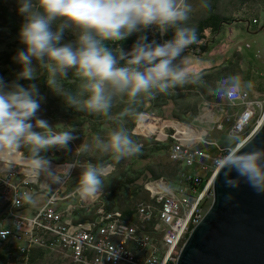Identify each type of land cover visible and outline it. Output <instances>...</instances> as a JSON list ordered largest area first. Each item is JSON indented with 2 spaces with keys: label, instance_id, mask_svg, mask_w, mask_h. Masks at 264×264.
<instances>
[{
  "label": "clouds",
  "instance_id": "clouds-1",
  "mask_svg": "<svg viewBox=\"0 0 264 264\" xmlns=\"http://www.w3.org/2000/svg\"><path fill=\"white\" fill-rule=\"evenodd\" d=\"M19 4L25 18L19 39L25 49L13 58L22 66L16 80L9 84L0 77V155L11 157L26 148V159L34 173L46 174L55 184H62L80 166L79 161L54 167L42 153L71 151L70 143L79 137L75 128L54 132L47 120L38 118L43 100L39 88L35 83L24 87L20 80H36L37 69H46L47 86L68 107L113 120L116 128L107 139L94 136L93 146L119 161L141 151L125 126L126 118L142 116L138 109L147 100L176 88L198 85L203 79L188 70L184 55L186 49L199 43L197 29L188 26L192 12L188 0H19ZM201 6L209 8L208 0ZM149 31L162 38L169 32L173 35L158 42L149 40ZM68 32L74 39L65 41ZM133 35L136 42L125 51L120 42ZM69 72L79 81L75 91L64 87ZM226 79L224 87L209 89V94L231 101L245 88H254L252 81L242 80L239 74ZM117 103L125 106L113 117ZM242 139L231 134L225 138L226 154L218 161L224 170V184L236 188L238 179L243 178L257 191H264V152L240 151L233 155L232 150ZM58 169H64L65 175L61 176ZM106 174L102 164L83 167L77 184L81 200L101 194ZM21 201L30 203L32 197L17 193L12 198L15 207ZM109 258H118L117 252Z\"/></svg>",
  "mask_w": 264,
  "mask_h": 264
},
{
  "label": "built area",
  "instance_id": "built-area-1",
  "mask_svg": "<svg viewBox=\"0 0 264 264\" xmlns=\"http://www.w3.org/2000/svg\"><path fill=\"white\" fill-rule=\"evenodd\" d=\"M223 99L228 107L242 105L231 115L226 117L228 112H223V119H216L218 130L222 131L225 123L230 122L229 133L243 138L238 148L257 130L258 127L246 137V128L261 115L262 101L252 99L246 91L237 93L231 101ZM142 116V127H154L156 130L150 135L168 143L169 160L178 169L170 180L161 176L145 182L150 201L137 205L132 218L122 210L108 209V204L100 200L101 194L95 199L81 200L77 186L71 187L77 172L89 163L94 164L89 160L83 163L81 151L72 158L65 156L69 151L62 155L65 157L57 150L42 153L54 167L79 161L80 166L62 184L53 183L44 173H34L26 159L29 154L20 149L15 153L12 161L28 167L32 174L28 177L9 172L0 178V248L12 250L0 264H28L29 255L38 250H62L79 264H176L187 237L209 209H205V202L214 198L213 182L222 167L218 161L225 156V148L211 136L212 130L207 137L193 121L166 120L150 112ZM211 146L217 147L213 154L205 151ZM104 167L106 176L114 170L110 164ZM58 173L65 175L64 169H58ZM17 193L30 195L32 201H21L15 207L12 198ZM42 196L46 197L43 204L38 202ZM75 200L77 204L73 203ZM50 202L54 204L50 206ZM22 222L27 226L23 227ZM36 243L40 244L38 249L34 248ZM19 248L22 254L17 257ZM113 252H117L118 258H109Z\"/></svg>",
  "mask_w": 264,
  "mask_h": 264
},
{
  "label": "rangeland",
  "instance_id": "rangeland-1",
  "mask_svg": "<svg viewBox=\"0 0 264 264\" xmlns=\"http://www.w3.org/2000/svg\"><path fill=\"white\" fill-rule=\"evenodd\" d=\"M17 5L20 6L19 0H13ZM209 2H212L213 0H208ZM218 6L219 8L221 5L222 11L226 13H231V15L236 19V22H233L232 25L226 26L222 33L217 36L218 43L214 44V47L210 50L208 55L206 54H200L195 55L193 52H188L192 50L186 49L185 51V56L188 59V64L187 68L190 72L192 73H199L201 76H204L202 74L207 73V72H215L217 69L225 68L230 65V62H234V72L233 74H239V75H249V81H252L254 84V88L252 90L244 89L243 91H246L249 93L252 99L254 100H260L261 107L259 109V113L261 114L260 117L258 118L257 122H251V124L246 128V131L248 130V134L246 137H249L250 134L254 132V130L258 127L259 125V120L264 114V8L263 10V16L260 17L259 23L257 24L253 23L252 24H257L255 26L251 25L248 21L243 20L242 17H244V12L249 11L252 9V6H264V0H255L253 2L247 3L246 7H243V5H240L241 2L239 0H219ZM188 2L192 6V12L190 14V19L188 21V26L194 27L198 19L200 18V12H202L203 7L201 6L203 0H188ZM233 4V5H232ZM232 5V6H231ZM221 10V9H220ZM205 10H203V13ZM262 27L259 31L257 28ZM155 35H159L158 33ZM67 36L68 33L65 34V41H67ZM216 40V39H214ZM246 45H250V48H247ZM20 48L23 50L25 49V45H23L20 42L19 37L18 38H10L7 41L0 43V54L6 51H17ZM258 54V55H257ZM34 64L36 63L35 61L33 62ZM14 67V69H13ZM3 70L7 71L8 75L3 74ZM22 70V66L15 62L13 66H4L0 67V77L3 78V80L6 83H11L16 80L17 73H19ZM37 74L38 78L33 81H28V80H20L19 83L23 85L24 87H27L31 83L37 84L40 95L43 97V100L41 101V107L39 112L37 113L38 118L45 119L48 121V123L52 126V131H62L66 130L67 128H75L76 133L79 138L76 139V144L72 145H79L81 149L77 146H71L73 150L69 151V154L65 156H70L71 158L76 155L75 152L81 151V159L82 162L85 163L86 161H92L94 164L98 161H102L104 164H110L114 167V170L111 172L110 175H107L104 177V181H110L113 180L114 178L119 177L118 173V161L115 160V163H111L110 160H108L106 157L109 155L107 154L104 157L105 153H102L100 151H97L95 147L93 146V137L96 135H99L102 139H107L109 133L116 128V124L113 122V120H109L107 118V123L106 125L99 124L98 122H95L94 116L97 115H89L85 112H77L74 109L68 107L66 103L63 102V99L56 95L46 84V78H47V71L46 69L43 68H38L37 69ZM72 75V73H71ZM70 75V76H71ZM11 78V79H10ZM67 80H65L63 83L65 84ZM70 86L72 88H77L79 81L76 79H69ZM227 83V80L223 81L222 83H219L218 85L220 87H224ZM217 85V86H218ZM216 86V87H217ZM262 86L263 90H260V87ZM65 87V85H64ZM215 95V94H214ZM215 102H218L220 104H213L212 102L208 101V97H202L200 98L201 100V105H200V112L194 117V119H189L191 117L186 116L187 119H189L188 122L193 121L194 123L198 124L199 130L203 133H207V137L210 134V131L212 130L211 136L213 135L214 138L218 139L217 142L222 145V147L225 148V138L231 130V123H225L224 128L222 131L218 130L219 128L216 127L217 124V117L220 119H223V112H228L225 113V116L231 115L232 112L238 110V108H242V105H240L238 108L235 107H228L226 102L224 101L223 98H220L215 95L213 98ZM212 99V100H213ZM210 104L213 105L210 107ZM124 104L122 103H117L116 106L113 107L112 109V115L115 117L117 114V108L119 106H123ZM209 105V107H206ZM144 108V112L142 113H154L159 115V111L164 115V118L166 120H177L174 119L173 114H174V107L172 103H168L167 105L163 106L160 110V107H155L152 106L150 107L149 105H142ZM225 106V107H223ZM215 107V109H214ZM222 107V108H221ZM159 108V111L158 109ZM208 108V109H206ZM225 108V109H223ZM223 110V111H222ZM208 111L211 113L210 116H208ZM93 116V117H92ZM103 120L106 117L100 116ZM141 116L138 117H128L125 119V126L127 129H129V125L132 121H135L136 124L132 130V134L135 135V131H139L138 122L140 120ZM143 119V116L141 117V120ZM236 119V118H235ZM239 119V117H238ZM237 119V120H238ZM233 120V118H232ZM231 120V121H232ZM236 120V121H237ZM102 122V121H100ZM234 122V121H233ZM98 126H101V128H98ZM137 129V130H136ZM145 133L144 135L140 134L136 136H139L141 138L147 139V140H157L156 135H151V133H154L156 129H149V127L144 128ZM150 130H152L150 132ZM105 135V138H104ZM149 135V136H147ZM235 137V136H233ZM239 137V136H236ZM90 140V142H89ZM242 141V140H241ZM241 143V142H240ZM166 144V143H165ZM216 146H211L208 150L209 153L213 154L216 152ZM86 149V150H82ZM236 148H234L232 151H235ZM21 151H23L24 154H26L28 151L26 148H21ZM54 151H56L54 149ZM61 153V157L65 154L66 151L63 150H57ZM168 152V151H167ZM163 152V150L154 153L151 157L145 158L143 157L138 163H134L131 167L133 170H144L148 166H155V165H163L167 167V172L164 177L169 178L170 180V173H174L177 171L178 166L177 164H174L169 161L168 159V153ZM29 154V153H27ZM46 154V153H44ZM73 154V155H72ZM139 155V154H138ZM56 158V157H55ZM65 160L68 158H64ZM133 162L131 161V157L126 158L123 166V169L125 172H128L125 169V165ZM103 164V165H104ZM82 170V169H81ZM79 174L80 171L77 172V175L74 177L71 187H75L78 184L79 180ZM204 174V173H203ZM151 175L149 173H146L145 175H142L141 178L135 183V185H142L145 183L146 180H150ZM78 178V179H75ZM152 179V178H151ZM105 184V182H104ZM103 194V196H102ZM104 189L101 192V198L103 197L104 199ZM126 195V194H122ZM46 200L45 196L39 197L38 202L42 203ZM105 200L108 202L107 204L111 203L109 197L105 198ZM122 202L128 206V202H125L124 199H122ZM213 202V198L209 197L208 200L205 202V209H208ZM74 204H77V201H73ZM36 204V203H35ZM33 204V205H35ZM61 204V203H60ZM119 210H125L124 208H116ZM71 262L69 260L63 259L62 257H58L55 254L48 253L46 254V257L44 259L43 264H70ZM73 264V263H71Z\"/></svg>",
  "mask_w": 264,
  "mask_h": 264
},
{
  "label": "trees",
  "instance_id": "trees-1",
  "mask_svg": "<svg viewBox=\"0 0 264 264\" xmlns=\"http://www.w3.org/2000/svg\"><path fill=\"white\" fill-rule=\"evenodd\" d=\"M241 2L240 5H243V7L247 6V3L253 2L255 0H239ZM262 2L261 0H259ZM219 0H213L212 2H209L210 7L209 8H203L202 12H200V18L195 24V28L197 29L198 33V38H199V43L194 44L188 48V52H193L195 55L200 54H206L208 55L213 47L214 44L218 43L220 41L217 39V36H219L223 29L228 26L232 25L233 22H236V19L231 15V13H226L222 11L223 5L219 8ZM233 5V4H232ZM231 5V6H232ZM19 5L15 3L13 0H0V43H3L7 41L10 38H18L19 37V31L21 28V25L24 23V16L20 14L19 12ZM252 9L249 11L244 12V17H242L243 20L248 21L251 25L255 26L259 23L260 17L263 16V10L264 6H252ZM221 9V10H220ZM203 10L205 12L203 13ZM256 20L257 24H252L253 21ZM264 27V26H262ZM257 28L258 31L262 28ZM173 33L169 32L167 36L165 37H160L159 35L153 34V32L149 31L148 33V38L149 40L156 39L158 42H162L163 39H170L172 37ZM67 41L74 39V36L68 32L67 36ZM137 36L133 35L132 37H129L126 41L120 42L121 46L125 51H130L132 48L133 43L136 42ZM216 39V40H214ZM110 47H115L116 45H109ZM19 50H23L20 48ZM6 51L0 54V67L4 66H13L15 64V60L13 59L17 52L19 51ZM187 52V51H185ZM234 62H230V65L225 68L217 69L215 72H207L202 75V81L198 85H187L183 88H176L174 90H170L168 94H159L156 96L155 99L152 100H147L144 104L149 105L150 107L155 106V107H160V110L163 106L167 105L169 102L173 104L174 107V114L173 118L180 120V121H186L188 122L189 119H194V117L200 112V105H201V100L200 98L202 97H208V101L212 102L213 104H220L218 102L214 101V93L209 94V89L215 90L216 86L219 83H222L223 81L227 80L226 78L229 76H233L235 68H234ZM14 69V67H13ZM69 72V77L66 81L65 89L70 90V91H75L76 88H72L69 83V79H73V73ZM4 75H8L7 71L3 70ZM18 74V73H17ZM1 75V73H0ZM71 75V76H70ZM241 76V75H240ZM242 80L244 81H249V75H242L241 76ZM11 79V78H10ZM264 88V86H263ZM262 86L260 87L259 91L263 90ZM264 91V90H263ZM213 99V100H212ZM225 101V100H224ZM65 103V101L63 100ZM123 106H119L117 108V113H119ZM159 111V108H156ZM140 113L144 112L143 106H140L138 109ZM160 116L164 117L162 113L159 111L158 112ZM186 116L191 117L189 119L186 118ZM93 117V116H92ZM96 120L95 122L99 121V124L106 125L107 123V118L101 120L102 118L100 116H94L93 118ZM102 121V122H100ZM192 122V121H191ZM136 122L132 121L129 125V133L132 136V138L141 145V151L140 153L131 156V161L128 164L125 165V169L128 172H125L123 169V164L126 160L121 159L117 163L118 165V173L119 177L114 178L113 180L110 181H104V199L103 197L101 198V202H106L108 203L105 198L107 196L109 197L110 201H112V204L109 203L108 209H116V208H124L123 210L126 214H128V218H132L133 213L136 210L137 205L143 203V202H149V194L148 192L144 189V184L142 185H135V183L141 178L142 175H145L146 173H149L151 175L150 179H155L161 176H164L167 172V167L163 165H155V166H148L144 170H133L131 167L134 165V163H138L143 157L148 158L154 155V153L159 152L163 150V152L168 151V144L154 141V140H147L144 138H141L139 136L133 135L132 130L135 126ZM98 128H101V126H98ZM214 135V134H213ZM212 135V136H213ZM105 138V135H104ZM90 142V140H89ZM76 144V141H72L69 145L71 146H77L81 149V147L77 145H72ZM98 151V150H97ZM28 153V152H27ZM168 153V152H167ZM107 154H104V157ZM168 159L169 154L167 155ZM108 160L115 163V160L108 155L106 157ZM170 161V160H169ZM97 165H103L104 163L102 161L96 162ZM107 164H104L105 166ZM175 172L170 173V178L173 177ZM78 181V180H76ZM147 181V180H146ZM145 181V182H146ZM126 194V195H122ZM103 196V194H102ZM122 199L125 200V202H128V206L122 202ZM12 251L10 247H2L0 248V261L2 262L5 259H8L9 252ZM51 253L55 254L58 257H62L63 259L69 260L73 264H79L73 261V259L69 256L68 253L58 250V251H52V250H38V251H33L32 254L29 255V261L28 264H43L44 259L46 257V254ZM70 263V264H71Z\"/></svg>",
  "mask_w": 264,
  "mask_h": 264
},
{
  "label": "water",
  "instance_id": "water-1",
  "mask_svg": "<svg viewBox=\"0 0 264 264\" xmlns=\"http://www.w3.org/2000/svg\"><path fill=\"white\" fill-rule=\"evenodd\" d=\"M254 150L264 152V116L233 155ZM213 193L211 206L187 237L176 264H264V191L243 178L238 179V187H227L221 167Z\"/></svg>",
  "mask_w": 264,
  "mask_h": 264
},
{
  "label": "bare ground",
  "instance_id": "bare-ground-1",
  "mask_svg": "<svg viewBox=\"0 0 264 264\" xmlns=\"http://www.w3.org/2000/svg\"><path fill=\"white\" fill-rule=\"evenodd\" d=\"M142 117V116H141ZM141 117H140V120H139V122H138V126H137V128H139V131H135V135H136V133L138 134V135H140V134H142V135H144V134H146L145 133V129L144 128H146V127H149V125L148 126H146V127H142V120H141ZM175 121H180V120H175ZM181 122V121H180ZM150 129H155L154 127H152V128H150ZM137 130V129H136ZM152 130H150V132H151ZM155 131V130H154ZM151 136V135H150ZM156 141H158V142H161V141H159L158 140V138H157V140ZM162 143H166V144H168L167 142H162ZM12 157L14 158V157H16V155L14 154L13 156H11V157H9V156H7V155H0V178L3 176V175H5V174H7V173H9V172H12V173H17V174H20V175H24V176H28V177H30L31 176V174H32V172H31V170L28 168V167H26V166H23V165H19V164H17V163H14L13 161H12ZM151 180V179H150ZM100 200H101V198H100ZM46 202V200L43 202V203H45ZM54 203L53 202H50V206H52ZM21 225L24 227V226H27V223H25V222H22L21 223ZM39 246H40V244L39 243H36V244H34V248L35 249H38L39 248ZM16 254H17V257H20L21 256V250H20V248L19 249H17V251H16ZM0 262H2V260L0 261Z\"/></svg>",
  "mask_w": 264,
  "mask_h": 264
}]
</instances>
